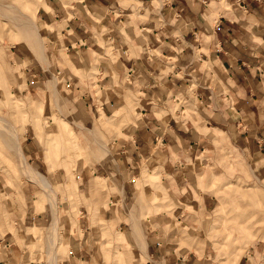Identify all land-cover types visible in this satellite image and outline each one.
<instances>
[{
    "label": "rangeland",
    "instance_id": "rangeland-1",
    "mask_svg": "<svg viewBox=\"0 0 264 264\" xmlns=\"http://www.w3.org/2000/svg\"><path fill=\"white\" fill-rule=\"evenodd\" d=\"M52 1L0 0V119L15 131L12 137L0 127V264H75L76 253L84 255L79 264H147L152 243L172 232L180 250L206 255L207 264H264L262 157L206 130L211 173L202 165L206 156L188 161L202 174L200 189L170 192L161 145L124 173L118 153L140 118L139 96L117 71L119 54L104 23L96 29V60L78 69L63 37L55 42L44 23L45 11L54 17ZM81 1L62 0L68 8ZM106 62L109 82L99 67ZM82 99H93L100 116ZM25 141L34 148L31 158ZM205 192L214 197L208 210ZM109 222L122 232L120 252L105 242Z\"/></svg>",
    "mask_w": 264,
    "mask_h": 264
},
{
    "label": "crops",
    "instance_id": "crops-1",
    "mask_svg": "<svg viewBox=\"0 0 264 264\" xmlns=\"http://www.w3.org/2000/svg\"><path fill=\"white\" fill-rule=\"evenodd\" d=\"M50 4L54 17L45 11L44 18L53 28L48 33L55 42L63 37L78 69L90 68L95 48L102 49L98 23L109 28L105 35L119 54L117 71L123 79L128 75L131 90L139 96L140 118L118 153L124 173L161 145L168 158L170 192L188 186L200 189L201 173L197 175L188 161L206 156L202 165L205 174L211 173L206 130L225 136L247 155L262 157L264 163V0H82L70 8L62 0ZM99 67L109 82L111 64ZM74 86L82 92L78 83ZM82 101L86 111L100 116L93 99ZM112 103L102 104L104 113ZM22 149L27 157L35 154L27 141ZM202 200L208 210L214 197L205 192ZM116 220L115 215L113 226ZM112 225L105 242L120 252L125 245L122 232ZM177 239L172 232L165 241H154L147 264L208 263L206 255L199 258L180 250ZM78 256L72 255L75 264L83 262L84 255Z\"/></svg>",
    "mask_w": 264,
    "mask_h": 264
},
{
    "label": "bare ground",
    "instance_id": "bare-ground-1",
    "mask_svg": "<svg viewBox=\"0 0 264 264\" xmlns=\"http://www.w3.org/2000/svg\"><path fill=\"white\" fill-rule=\"evenodd\" d=\"M0 127H3L5 130H8V131H10V133H11V135H12V137H15V131L13 130V129H11V127H10V125H9V123H7V122H5V121H3V120H1L0 119ZM24 166V165H23ZM27 166V165H26ZM28 167V166H27ZM26 167V170L28 169V171H29V173H30V176H32V177H34V173H33V170H32V168H27ZM26 170H25V172H26ZM35 171V170H34ZM37 173V172H36ZM35 173V174H36ZM37 179V178H36ZM159 190V189H158ZM160 191V190H159ZM164 191V190H163ZM159 194V193H158ZM42 210V209H41ZM37 212V211H36ZM56 213V212H55ZM110 223V222H109ZM99 238V237H98Z\"/></svg>",
    "mask_w": 264,
    "mask_h": 264
}]
</instances>
